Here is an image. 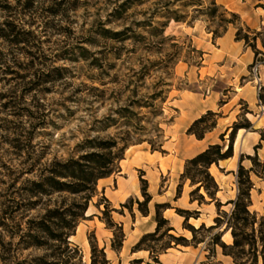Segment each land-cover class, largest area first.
<instances>
[{"label":"rangeland","instance_id":"1","mask_svg":"<svg viewBox=\"0 0 264 264\" xmlns=\"http://www.w3.org/2000/svg\"><path fill=\"white\" fill-rule=\"evenodd\" d=\"M32 1L33 7L27 8L29 0H0V264H21L38 257L54 261L61 254L64 243L55 236L61 233L63 222L50 212H61L80 198L66 193L35 195L31 183L40 180L54 162L85 154L80 146L87 140L117 139L122 143L121 139L131 133L129 151L120 163L121 172L112 175L119 184L112 189L125 187L130 191L138 186V196L129 198L132 203L129 199L125 202L138 210L136 201H143L140 181L145 180L146 170L155 171L153 162L145 157L156 151L159 157L171 160L168 155L178 152L179 139L187 135V129L179 123V94L183 91L216 98L213 111L224 118L218 127L224 137L221 141L213 134L207 137L208 141L226 147L235 123L249 122L251 127L243 129L245 132L256 133L258 138L261 132L264 134V90L257 89L258 85L264 87V0H214L217 6L240 18V23H235L225 14L224 18L232 23L224 34L220 23L222 9L212 19L201 14L187 24L193 8L181 9L175 3L174 10L188 15L186 22H169L157 37L136 25L150 17L155 0L133 8L123 20H115L112 13L125 0ZM201 1L202 8L209 7L210 0ZM164 21L157 16L152 26ZM127 27L132 29L129 36L141 37L117 41L101 35L102 30L120 32ZM246 27L256 34L251 42L256 55L243 40L235 39L237 28L244 34ZM215 31L220 37L214 36ZM192 48L201 54L188 55ZM244 52L251 58L249 64ZM179 63L187 65L190 78L175 71ZM159 90L165 92L164 101L150 99ZM225 103L229 104L221 111L219 108ZM151 104L156 109L154 114ZM120 108H130L137 115L133 126L118 116ZM112 119L116 121L110 123ZM109 123L112 125L105 128ZM234 144L235 141L233 150L236 147L237 151ZM255 146L258 148L252 147L250 156H256L262 165L264 142L257 141ZM242 157V166L251 168L252 162L246 155ZM238 160L239 157L226 159L210 168L220 187L217 198L221 203L236 197ZM260 165L255 167L259 175L250 174L253 189L249 210L264 216V170ZM160 169L164 173L163 164ZM185 183L190 187L189 181ZM193 189L190 187V192ZM105 199L97 185L86 219L73 223L71 232L76 235L79 225L80 233L82 225L90 224L94 217L88 215L99 214L105 223L103 211L110 207V201ZM231 209L232 205L221 208L226 213ZM117 210L113 216L119 219L122 213L129 212L121 206ZM208 210L204 208L201 217L206 226L212 225L217 215L214 207L210 213ZM192 222L199 226V222ZM41 223L47 224L53 234L43 232ZM86 232L89 245L93 236L97 241L92 230ZM187 236L191 239L190 232ZM72 237L69 242L74 248L78 245ZM197 238L202 242L190 246V256L178 254L180 260L175 264H233L219 246L208 244V233L198 234ZM38 241L40 246H33ZM165 242L144 246L158 249ZM222 242L232 243L229 232ZM78 248L81 258L70 253L71 263L91 264V245L86 251ZM187 257L191 261L183 260ZM67 259L68 255L64 260ZM147 262L153 264L150 259Z\"/></svg>","mask_w":264,"mask_h":264},{"label":"trees","instance_id":"2","mask_svg":"<svg viewBox=\"0 0 264 264\" xmlns=\"http://www.w3.org/2000/svg\"><path fill=\"white\" fill-rule=\"evenodd\" d=\"M149 1L150 0H125L114 9L112 17L115 20L126 19L130 10ZM175 3H179V7L181 9H186L188 7L193 8V14L190 16L191 21L187 22V24L193 22V20L201 14L212 19L215 17L218 9L223 10L222 14H220V23L223 28L222 34L227 31L228 24L232 23L231 20H234L235 23H240V18L236 13L227 12L221 6H217L214 0H210L209 7L206 8H202L203 1L201 0H155L152 3L153 12L150 14V17L144 22H138L136 25L140 28H144L145 30H149L151 36L157 37V34H163V31L168 26L169 22H186L188 15L185 14V12H182V10H174L172 6H174ZM26 7H33V1L29 0ZM225 14L230 15L232 19H225ZM157 16L163 18L165 21L155 22L156 26H152L153 19ZM131 31V27H127L125 30L120 32L102 30L101 35L105 38L117 41H126L130 38L135 39L137 37H141L135 36V34L132 37L129 36L128 33ZM250 33L254 34V36H250ZM213 34L216 37H220L217 31L213 32ZM255 37V32H251L247 27L246 33L244 34H242L241 28H237L235 39L237 41L243 40L245 45L251 47L256 55L257 52L255 47L251 44V42L255 40ZM194 53L201 54V52L192 48L190 49L188 55H192ZM190 57L192 59V56ZM161 86H164V84H161ZM260 90H264V87H261ZM164 93L165 92L163 90H159V92L153 94L150 99H160L164 101L162 98ZM261 97L262 96H259V98ZM262 103L264 104V101ZM149 107L153 109L154 114L156 109H154L152 104L149 105ZM116 113L122 120L125 121L126 125L129 126L134 123V119L137 116L130 108H120ZM219 118V113L208 110L190 124L186 130V134L194 136L197 140H201L204 138L205 134L212 131L216 127L217 120ZM109 121L112 123L116 120L112 119ZM110 123L107 124L105 128H109V125H112ZM250 127L251 124L249 122H246L245 124L235 123L231 128L229 143L226 147L217 143L208 145L202 152L186 160L184 170L180 175L181 182L189 181L190 187H194V189L189 192L191 202H197L198 206L207 202L214 203L217 215L213 218V224L206 226L202 223L198 227H195L189 223V220H197L199 218V212L176 208L175 213L184 219L182 228L191 233V239H187L183 235L171 232L174 231L173 228L169 225L168 220L163 217L162 212L169 208L170 205L168 203L155 204L154 220L156 228L154 232L144 234L140 238V241L132 248L133 252L145 250L149 253V259L152 260L153 264H161L158 259L159 255L167 249L175 248L177 246L196 247L202 242L197 238L198 234L208 233V244L213 247L219 246L222 249L223 255L230 257L233 264H264V216H258L257 213L249 210L251 207V191L253 189L250 174L253 173L259 175V172L255 169L256 166L260 165L256 156L245 157L252 162V167L249 169H245L241 165L243 157H240L236 174V197L235 199L228 200L225 203H221L216 197L219 192V187L214 177L209 172V168L212 165H217L218 162L229 159L233 156V142L236 132L239 129L248 130ZM156 132L160 133L161 130L157 128ZM223 137L224 135L221 134L219 139L223 141ZM132 138L133 136L131 133H128L126 137L121 139L122 143H120L117 139L87 140L80 146L81 151H84L85 154L80 156L78 159L71 158L65 162H54L50 168L47 169V173L40 180L33 181L31 183V192L35 195L66 193L79 197L80 200L72 202L61 212L58 209L50 212V214L56 215L54 218L59 217L63 222V225L61 226V233L58 236H55L58 238L56 240L64 243V249L58 258L54 261H49L46 257H38L26 260L21 264H73L70 261L72 256H79V259L81 258L78 246H75L74 248L70 247L69 238L75 235V233H72L70 230L71 225L73 223H78L79 220L86 219L85 214L88 211L89 202L97 193L98 181L100 179L110 177L114 173L121 172L120 163L125 158V153L130 147ZM260 140L264 141V134H262V132L260 134ZM257 148L258 146H255L254 150ZM260 166L264 170V161ZM140 182L142 184L140 191L143 201H136V203L138 204L140 214L147 216L151 196L147 192L146 180L141 179ZM201 191H203V193H201ZM180 193L181 184L177 186L175 198H178ZM205 197L209 200L206 201ZM105 200L108 202L107 199ZM129 201L132 203V198L129 199ZM227 205H232V209L229 213L221 210L223 206ZM109 206L110 207L106 206L103 211V220L107 224L108 228L114 229L112 249L119 252L123 247L126 234L122 225L115 222L113 219V213L119 211L112 208L111 204H109ZM121 207L133 212L132 206L130 207L128 203L121 205ZM40 229L43 232L50 233V235L53 234L50 227L45 223L40 224ZM228 232L232 238V243L230 245H226L222 242V237ZM162 240H165L166 242L159 246L158 249L151 246H144L146 243H157ZM90 245L92 251L91 264H110V261L106 256L105 249L99 248L94 236L90 239ZM33 246H40L39 241L38 244L36 242ZM70 253L72 256H70ZM66 255L69 256V259L64 260ZM130 264H143V261L137 259L132 261ZM145 264L151 263L146 262Z\"/></svg>","mask_w":264,"mask_h":264},{"label":"crops","instance_id":"3","mask_svg":"<svg viewBox=\"0 0 264 264\" xmlns=\"http://www.w3.org/2000/svg\"><path fill=\"white\" fill-rule=\"evenodd\" d=\"M244 55L246 56L247 64H249L251 58L250 56H248V52H244ZM178 70L180 71V73L186 75L187 77H191L192 73L189 72V68L187 67V65L183 63L177 64L175 66V71L178 72ZM179 95V101L181 102V113L179 114V123L184 130L187 129V127H189V125L195 119L200 117L206 111L215 110L216 98L214 97L210 96L202 98L199 95L188 91H183ZM228 104L229 103L223 104L222 107H220L219 109L222 111L228 106ZM223 119V117H220L217 120L216 127L212 131L205 134L204 138L201 140H197L194 136L191 135H185V139H179L178 152L176 154L175 152H173L171 153V155H168L171 156V160H167L166 157H159L156 151H150L148 153V155L145 157V160L151 161L155 165L154 172L151 169L149 172L146 170L144 175L145 180L148 184L147 191L151 196V201L148 205L149 212L147 216H143L140 214L139 210L135 208L133 212L129 211L126 213H122V219L113 216L114 221L122 225L123 230L126 234L123 247L119 252H116L112 249V240L114 238L113 231L106 227L105 223L100 219L99 214H92L90 216L88 215V217L92 216L94 217V219L91 220V222H88L90 224L82 225L83 229L80 230V233L79 229L81 228V225H79L78 234L72 237V241H74L76 245L82 247L84 251H86L87 247L90 248L86 237V230H92L96 235L98 245L101 248L105 249V253L107 259L110 261V264H130L132 261L137 259L142 260L144 264L149 261V253L145 250L133 252L132 248L140 241V238L144 234L154 232L156 228V223L154 220L155 204L168 203L170 205V207L165 209L162 214L163 217L168 220L169 225L173 228L174 231L171 232H173L174 234L177 233L183 235L184 237H188L187 234L189 233L182 228L184 219L183 217L175 213L176 208L190 211H198L199 218L197 220L190 219L189 223L193 221L192 223L199 222V225L202 223L205 224L204 220L201 219L203 215L202 211L204 208H207L209 209L208 212L210 213L213 207L216 211L214 203L207 202L205 204H202L201 206H198L197 202H191L189 198L190 187L186 186L185 181L180 183L181 193L178 198H175L176 189L179 185L180 175L184 170L186 160L202 152L204 149L207 148L208 145L216 144V142L213 140L208 141V136L213 134L220 136V134H224V132L218 131L220 120ZM258 137L259 135H257L256 133H248L245 132L243 129H239L235 134L234 140V147L237 146V151L235 147V150H233V156L229 159L234 160L239 157V164L240 157L242 155L250 156V150L252 147L254 148L256 142H264L261 141ZM161 164L164 165V173L160 169ZM114 184H119V180L117 177L113 176L103 178L98 181V188L101 190L102 194L110 201L112 208L117 209L118 206L123 205L130 197L134 196L136 198L138 196V186H136L134 190L130 191H128L125 187H123L122 189L120 188L117 190H113L112 186ZM219 193L220 187L217 195ZM113 214L115 215L116 212H114ZM95 219H97V222H95ZM192 225L195 226L194 224ZM179 248L182 251H179ZM179 248H169L164 253L160 254L158 258L160 263L175 264L177 261L180 260V257L177 256L178 254L181 256H190L188 252L190 246H180ZM192 250L194 251L196 249L193 248ZM224 257L231 260V258L228 256ZM183 260L187 262L190 260V258L187 257Z\"/></svg>","mask_w":264,"mask_h":264},{"label":"built area","instance_id":"4","mask_svg":"<svg viewBox=\"0 0 264 264\" xmlns=\"http://www.w3.org/2000/svg\"><path fill=\"white\" fill-rule=\"evenodd\" d=\"M257 89L260 90V86L259 85H258Z\"/></svg>","mask_w":264,"mask_h":264}]
</instances>
